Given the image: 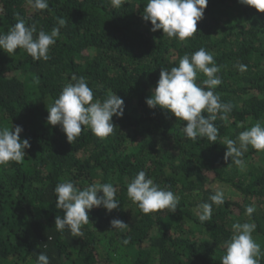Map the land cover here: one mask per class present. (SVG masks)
Returning a JSON list of instances; mask_svg holds the SVG:
<instances>
[{
    "label": "trees",
    "instance_id": "obj_1",
    "mask_svg": "<svg viewBox=\"0 0 264 264\" xmlns=\"http://www.w3.org/2000/svg\"><path fill=\"white\" fill-rule=\"evenodd\" d=\"M146 3L49 0L48 9L36 10L28 0H0V35L19 20L36 28L34 36L60 28L48 60H34L24 49L0 50V128L22 125L20 137L30 143L22 162L0 165V264H37L39 252L50 264H221L224 242L238 222L256 224L252 236L264 253V151L249 146L241 168L224 159L223 145L225 138L236 140L264 123V12L238 0H208L197 32L180 41L150 31L151 22L143 19ZM201 47L220 67L215 93L233 105L227 120L216 114L213 143L186 138V121L146 104L162 68L178 66L183 55ZM73 75L86 78L94 99L115 92L124 100V114L113 116L116 128L108 137L85 127L69 143L60 125L47 123V107L74 83ZM204 79L198 74V83ZM140 170L180 197L174 213L145 214L130 200L127 184ZM68 180L80 189L117 186L121 208L91 209L81 237L58 231L55 217L64 212L56 208L54 188ZM217 189L224 203L212 204L211 221L202 223L197 206L211 203ZM248 205L256 208L251 216ZM114 218L128 227L112 229Z\"/></svg>",
    "mask_w": 264,
    "mask_h": 264
},
{
    "label": "clouds",
    "instance_id": "obj_2",
    "mask_svg": "<svg viewBox=\"0 0 264 264\" xmlns=\"http://www.w3.org/2000/svg\"><path fill=\"white\" fill-rule=\"evenodd\" d=\"M238 2L264 12V0ZM28 3L36 10L49 8V0H28ZM122 3L125 0H112L114 7H120ZM207 4L208 0H147L143 19L151 22L150 31L162 30L169 38L185 41L197 32V22L203 18ZM65 23L64 19L58 21L60 27ZM34 33V26H26L23 20H19L6 35H0V50L15 53L17 48L24 49L34 60H48L49 48L56 43L60 28L54 27L50 33L41 30L35 36ZM238 67L240 71L246 70L243 64ZM219 71L220 67L214 56L205 48L201 47L191 54L186 53L179 59L178 66H173L170 70L162 68L156 87L146 97V104L150 108L159 106L174 114L177 119L186 121L182 128L186 138L194 141L206 138L212 143L216 142L219 135V129L214 123L216 114L220 113L221 120H227V113L233 108L231 103L222 102L219 94L214 91L222 83L217 75ZM201 73L206 79L198 83L197 77ZM71 79L74 83H68L52 106L47 107V123L52 126L60 125L69 143H73L85 127L101 139L108 137L116 128L113 116L122 117L124 114V100L115 92H110L103 100L94 99V90L85 77L73 75ZM205 112L209 115L206 116ZM22 131V125H16L14 131L0 128V165L10 161L20 163L25 159V149L30 147V143L28 139H21ZM223 145L226 146L224 159L230 158L232 163L243 168L242 157L249 146L257 151H264V123L258 121L241 131L236 140L225 138ZM54 192L56 208L64 212L63 217H55V227L58 231L67 228L72 236H82L81 226L90 222L88 212L94 207H103L108 212L121 208L116 199L117 186L111 183H92L80 189L68 180L58 183ZM127 196L145 214L164 209L174 213L180 203L178 195L168 188H161L144 170H140L127 184ZM209 199L211 203L204 202L197 206L198 219L202 223L211 221L212 204L222 205L224 193L217 189ZM255 210V205L245 208L248 216ZM110 223L112 229L128 227L120 219L114 218ZM232 227L233 235L224 242L225 254L221 258V264H259L264 253L252 236L256 224L238 222ZM37 264H50L45 252L37 254Z\"/></svg>",
    "mask_w": 264,
    "mask_h": 264
}]
</instances>
